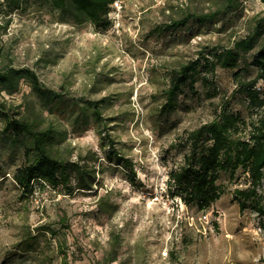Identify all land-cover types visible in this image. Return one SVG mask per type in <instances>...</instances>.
I'll list each match as a JSON object with an SVG mask.
<instances>
[{"label": "rangeland", "instance_id": "rangeland-1", "mask_svg": "<svg viewBox=\"0 0 264 264\" xmlns=\"http://www.w3.org/2000/svg\"><path fill=\"white\" fill-rule=\"evenodd\" d=\"M118 1L111 27L99 30L76 24L44 0L7 16L0 5V66L31 69L45 88L62 93L69 102L58 119L65 144L83 157L96 153L102 164L93 191L69 196L36 184L34 195L24 197L13 174L26 162L25 148L5 143L0 122V264H62L64 254L70 264H264V217L253 202L241 212L234 199L236 189L250 186L245 172L232 180L221 174L225 194L206 212L186 207L167 187L188 152L187 132L223 110L252 116L233 72L202 73L183 89L173 112L164 109L172 72L243 36L250 18L264 16V3L245 0L241 14L218 25L191 23L173 32L166 29L171 19L187 9L207 13L210 1ZM252 57H246L245 82L257 76ZM2 97L13 114L41 110L26 82L13 97ZM101 100L104 131L135 174L105 160L109 148L102 150L101 128L90 115L84 124L80 109L72 113L77 104ZM257 192L264 209V181ZM45 227L58 235L39 234ZM29 234L38 236V246L22 252L19 244Z\"/></svg>", "mask_w": 264, "mask_h": 264}, {"label": "trees", "instance_id": "trees-1", "mask_svg": "<svg viewBox=\"0 0 264 264\" xmlns=\"http://www.w3.org/2000/svg\"><path fill=\"white\" fill-rule=\"evenodd\" d=\"M30 0H3L1 8L10 12L22 10ZM52 9L69 16L76 24L88 23L95 29H108L112 25L110 14L117 0H44ZM210 11L182 10L178 18L170 20L168 31L182 32L191 23L199 28L222 23L228 15L241 14L245 0H209ZM264 3V0H261ZM2 26L0 25V30ZM253 53V65L258 69L257 76L245 82L247 71L246 57ZM243 64V66H242ZM217 69L233 72L252 113L248 119L229 110L220 112L209 124L187 132L184 146L188 148L182 164L169 174L167 187L174 199H179L186 207H194L199 212L208 211L225 194L224 187L218 184L221 174L234 179L239 171L248 176L250 186L236 189L234 199L241 212L254 203V210L264 217L258 189L264 181V88L257 87L264 82V16L259 14L249 19L243 36L234 37L227 46L207 50L199 59L181 64L172 72L170 86L165 91L164 109L171 113L176 109L178 96L185 87H194L202 73L213 75ZM26 82L33 95L40 102L41 110L36 112L10 111L8 101L0 100V122L4 124L1 137L5 143L16 148L22 143L26 162L13 174V181L24 197H31L37 189H50L73 195L94 190L98 185L101 161L96 153L83 157L67 141V132L61 129L58 121L69 110V102L62 93L45 88L38 75L28 68L0 66V94L13 97ZM103 100L75 105L72 113L80 109L81 122L87 124L89 115L101 128L99 131L102 150L109 148L105 155L108 163L122 167L135 174L132 163L114 147L110 134L104 127L102 116ZM47 113V117L44 114ZM75 158V159H73ZM66 223V220L63 221ZM39 234H58L50 227L41 228ZM39 230V231H40ZM38 246V236L28 235L19 244L22 252L31 253ZM62 264H70L64 254Z\"/></svg>", "mask_w": 264, "mask_h": 264}, {"label": "built area", "instance_id": "built-area-1", "mask_svg": "<svg viewBox=\"0 0 264 264\" xmlns=\"http://www.w3.org/2000/svg\"><path fill=\"white\" fill-rule=\"evenodd\" d=\"M120 9H121L120 2L117 0V1L113 4L112 12H111L110 16H112V15L115 14V13H117Z\"/></svg>", "mask_w": 264, "mask_h": 264}]
</instances>
